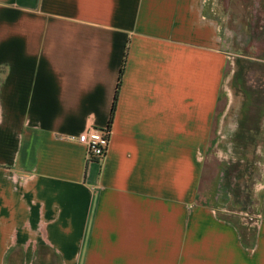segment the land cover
Returning a JSON list of instances; mask_svg holds the SVG:
<instances>
[{
  "label": "crops",
  "instance_id": "obj_1",
  "mask_svg": "<svg viewBox=\"0 0 264 264\" xmlns=\"http://www.w3.org/2000/svg\"><path fill=\"white\" fill-rule=\"evenodd\" d=\"M218 5L0 0V264H264V194L250 234L202 200L231 80ZM89 126L102 159L71 140Z\"/></svg>",
  "mask_w": 264,
  "mask_h": 264
},
{
  "label": "rangeland",
  "instance_id": "obj_2",
  "mask_svg": "<svg viewBox=\"0 0 264 264\" xmlns=\"http://www.w3.org/2000/svg\"><path fill=\"white\" fill-rule=\"evenodd\" d=\"M222 1L217 17L230 42L231 80L225 82L221 119L208 148L211 183L202 200L250 234L264 194V114H259L264 110V0H239L230 27Z\"/></svg>",
  "mask_w": 264,
  "mask_h": 264
},
{
  "label": "built area",
  "instance_id": "obj_3",
  "mask_svg": "<svg viewBox=\"0 0 264 264\" xmlns=\"http://www.w3.org/2000/svg\"><path fill=\"white\" fill-rule=\"evenodd\" d=\"M209 1L214 5L216 3V0ZM213 12H215L214 9ZM71 140L76 141L85 148L87 159L99 160L105 157L108 151L110 131L109 129H98L93 126H89L76 137H72Z\"/></svg>",
  "mask_w": 264,
  "mask_h": 264
}]
</instances>
